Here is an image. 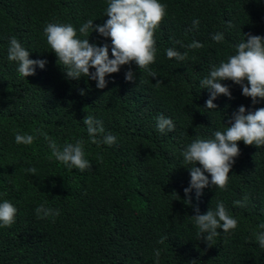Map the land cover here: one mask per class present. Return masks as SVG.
Wrapping results in <instances>:
<instances>
[{"label": "trees", "instance_id": "16d2710c", "mask_svg": "<svg viewBox=\"0 0 264 264\" xmlns=\"http://www.w3.org/2000/svg\"><path fill=\"white\" fill-rule=\"evenodd\" d=\"M159 2L166 14L154 31V63L148 69L134 61L123 65L98 89L87 77L67 78L43 29L71 24L78 38L109 44L111 58L110 38L79 33L89 19L94 26L106 22L108 0H0V202L17 209L15 222L0 226V264H264L256 240L264 231V146L237 142L240 154L226 189L210 184L199 197L193 190L190 204L184 192L190 165L182 157L194 139L224 131L240 106L264 108V99L253 104L240 85L225 80L231 99L219 95L217 108L207 109L210 93L200 83L235 54L245 34L264 36V0ZM218 32L224 35L219 43L212 39ZM12 37L45 67L21 77L17 62L8 60ZM193 41L203 47H181ZM168 48L187 52L186 59H169ZM129 70L133 82L125 79ZM161 114L172 119L174 131L157 129ZM88 115L103 122L104 135L115 136V144H104L103 135L92 143L83 123ZM17 133L34 135V142L17 144ZM44 134L61 148L83 140L92 167L80 171L57 161ZM33 167L35 175L27 171ZM220 201L237 227L218 229L207 244L192 217L197 208L206 214ZM41 204L59 214L41 219Z\"/></svg>", "mask_w": 264, "mask_h": 264}, {"label": "clouds", "instance_id": "9594fccd", "mask_svg": "<svg viewBox=\"0 0 264 264\" xmlns=\"http://www.w3.org/2000/svg\"><path fill=\"white\" fill-rule=\"evenodd\" d=\"M166 14V5L159 0H108L106 16L108 19L102 25L93 24L89 19L79 28L82 36H88L89 30L99 33V35L111 39V58L109 56V44L102 46L90 43L89 38L80 39L77 37V30L71 24L48 23L43 31L51 50L58 57V64L63 65V70L67 78L79 80L87 77L96 81L98 89H104L108 81L107 75L119 72L121 66L135 62L139 69H148V66L155 61V40L154 31ZM199 21H193L196 26ZM229 26L230 22H229ZM246 39L236 46L234 55L228 57L227 61H221L218 66H213L207 77L200 81L202 88H207L210 98L206 101L207 109H216L217 105L213 101L224 95L231 99L229 87L221 81L231 80L242 88V95L251 97L252 103H258V99H264V36L245 34ZM212 39L216 42L224 40L223 33H215ZM176 43H180L176 41ZM181 47L189 49H199L203 45L193 41L188 45L181 44ZM166 55L169 59L176 58L183 61L187 57V52L181 53L174 48H168ZM30 52L21 43L12 37L9 41L8 60L17 62L18 73L21 77H28L35 74L38 66L43 69L47 63L45 60H33L29 58ZM95 69V71H90ZM149 75L156 77L154 72L149 70ZM126 81L133 82L135 74L129 70L125 73ZM245 81L247 83H245ZM157 83H160L159 81ZM84 95V90L80 91ZM157 129L164 133L174 131L175 124L172 119L163 114L156 118ZM87 126V132L92 138V143H98L97 135H103V143L109 146L116 143V137L112 134L104 135L103 122L88 115L83 120ZM45 139L49 141L48 147L52 156L63 164L84 171L92 167L89 160L85 159L83 140L75 143H66L62 148L51 140L47 134ZM214 138H196L188 144L182 151V157L190 173L189 187L184 189L190 204V193L195 190L197 197L202 190L208 187L217 186L226 189L229 172L235 163V158L239 156V141L246 145L255 144L257 147L264 146V108L254 111L246 110L240 106L231 117L228 118L227 127L224 131H215ZM32 134H15L17 144L31 145L34 142ZM199 164L202 167H197ZM27 171L33 175L36 169L29 168ZM209 173V177L205 175ZM239 204V201L235 202ZM17 209L8 200L0 202V226H11L15 222ZM192 218L199 229L201 238L208 244L214 237L219 235L218 229L224 232L235 229L237 220L233 218L225 208L222 201L216 204L215 210L209 209L206 214H199ZM36 214L41 218H46L53 214L50 208H45L41 204L36 209ZM264 228V225L260 226ZM165 238H161L159 243H163ZM256 240L261 248H264V231L256 234ZM157 260L160 250L155 252Z\"/></svg>", "mask_w": 264, "mask_h": 264}]
</instances>
